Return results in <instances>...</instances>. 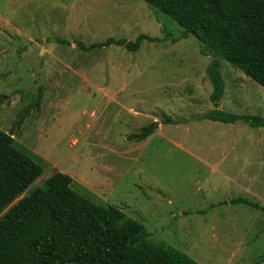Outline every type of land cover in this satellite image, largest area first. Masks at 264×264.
Returning a JSON list of instances; mask_svg holds the SVG:
<instances>
[{"label": "rangeland", "instance_id": "rangeland-1", "mask_svg": "<svg viewBox=\"0 0 264 264\" xmlns=\"http://www.w3.org/2000/svg\"><path fill=\"white\" fill-rule=\"evenodd\" d=\"M182 32L144 0H0V128L19 131L21 149L43 165L31 188L60 171L97 204L141 221L156 244L200 264H264V211L229 201L264 208V127L203 118L213 110L212 57ZM139 34L156 40L134 51L78 46ZM220 68L228 96L237 83L249 89L238 68L225 60ZM245 104L242 114L264 117V105ZM153 122L145 140L128 139ZM235 156L248 167L205 163ZM234 174L242 179L232 182Z\"/></svg>", "mask_w": 264, "mask_h": 264}, {"label": "trees", "instance_id": "trees-1", "mask_svg": "<svg viewBox=\"0 0 264 264\" xmlns=\"http://www.w3.org/2000/svg\"><path fill=\"white\" fill-rule=\"evenodd\" d=\"M144 1L182 27L180 38L195 36L202 54L212 57L208 71L215 108L203 118L264 127L263 116L218 109L225 92L223 60L264 88V0ZM51 39L68 44L59 37ZM144 40L156 39L139 34L135 41L109 37L89 44L79 41L78 46L83 51L111 45L134 51ZM18 119L17 128L23 115ZM156 126L150 123L128 139L145 140ZM15 132L20 134L0 128V264H200L169 244L153 242L145 225L119 207L97 204L94 193L69 174L56 171L31 188L44 167L21 149ZM231 202L264 211L244 197Z\"/></svg>", "mask_w": 264, "mask_h": 264}, {"label": "crops", "instance_id": "crops-1", "mask_svg": "<svg viewBox=\"0 0 264 264\" xmlns=\"http://www.w3.org/2000/svg\"><path fill=\"white\" fill-rule=\"evenodd\" d=\"M225 72H226V74H229V72L234 74V77H236V79H242V80L245 79V78H243V77H245L244 74H242L239 71L235 70V72H238V74H235V72L231 69H229V71L226 70ZM223 79H224V82L226 83L225 84V92H224V95L222 96L221 100L219 101L218 109L224 111V109L226 110V108L228 106H230L232 108H234L236 106V109H234L235 111H232V112H234L236 114H242V112L238 111L239 110L238 108H240L241 105H243V106L246 105L247 107H249L248 104H245L246 99L248 101H250V104L256 105L257 108H261L264 105V100L257 101L258 95L260 93L264 92V88L262 89L261 88L262 86H260L258 83L251 80L249 77H248V79L251 81V83H249V87H248L249 89L248 90L247 89L242 90L243 88L240 86V83H237L236 85H234L236 88V92H235L236 95L232 94L231 96H228V94H227V87H226L227 86V79L225 76H223ZM243 81H245V80H243ZM214 108H215V105L213 103L211 109H214ZM257 112L261 113L260 111H257ZM236 122H238V121H236ZM221 162L216 161L213 163H209L207 160V162H205V163L210 165L211 167H213V169H217V168L218 169H220V168L221 169L222 168H224V169H239L241 167L242 168L248 167V162L247 161H241L238 156H235L228 165L222 166ZM242 163H244V164L242 165ZM224 169H222V170H224ZM230 179H233L232 182H237V180L242 179V175L234 174V175H232V177H230ZM239 197H241V196H239ZM235 198H238V197H235ZM232 199H234V198H231L229 200L230 204L232 203L231 202Z\"/></svg>", "mask_w": 264, "mask_h": 264}]
</instances>
